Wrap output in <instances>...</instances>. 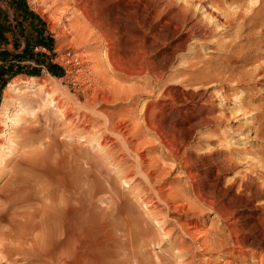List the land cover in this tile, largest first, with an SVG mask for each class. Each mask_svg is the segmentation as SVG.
I'll list each match as a JSON object with an SVG mask.
<instances>
[{
	"label": "rangeland",
	"instance_id": "rangeland-1",
	"mask_svg": "<svg viewBox=\"0 0 264 264\" xmlns=\"http://www.w3.org/2000/svg\"><path fill=\"white\" fill-rule=\"evenodd\" d=\"M182 1L24 0L47 27L51 36L50 52L35 45L32 52L39 57L38 64L17 63L22 54L13 58V62L0 64L3 70L0 75V201L14 192H22L29 199L27 203L38 204L34 192L48 191L57 192V196L52 195L55 198L52 201L57 203L59 192H66L71 207H81L82 217L94 223L95 255L102 264H136L130 260L125 263L126 257L122 254L126 240L118 229L127 221L136 222L146 231L147 245L142 243L137 255L142 263L199 264L190 259V253H177L178 245L187 238L175 230L174 219L178 217L175 212L165 214L166 210L162 209L151 214L153 206L145 204L148 192L141 190V178L135 176L128 180L136 160L119 150L121 143L112 136L111 126L120 133L127 130L124 129L127 125L133 131L142 130L143 137L150 142L139 149L145 158L163 156L159 145L162 141L176 149L180 158L192 160L194 164L189 167L194 168L192 173L204 191L203 198L215 204L214 210L203 207L202 215H198L205 221L204 231L212 233L219 227L213 213L218 210L225 218L224 225L229 223L232 227L231 236L245 249L264 252V187L260 182L264 178V162L260 160L264 155V129L251 125L250 119L235 123L233 118L234 126L218 125L214 120L223 108L230 112L235 95L247 90L244 82L237 85L226 77L245 71L243 60L249 48H244L251 41L246 37L247 31L229 27L215 32L216 35L202 30L204 37L198 34L193 43L194 39L187 35L188 22L183 24L177 16ZM253 1L248 2V7ZM216 3L225 9L230 1ZM198 11L196 17L199 15L205 20L201 10ZM0 40L3 39L0 37ZM222 41L224 45L220 44ZM263 41L257 43H261L258 46L261 50H264ZM74 58L75 62H81L80 66L84 65L75 80L69 75V63ZM48 66L61 76H52ZM198 66L212 73L209 81L201 79L200 83H192L191 71ZM152 73L162 76L159 83L153 82ZM262 76L259 82L254 80L247 85L249 97L255 99L254 107L264 102ZM43 81L54 87L55 107L59 112L45 102L39 88ZM94 96L98 102L89 108ZM20 107L23 109L18 112ZM7 113H12L15 121L11 126ZM108 116L112 123H107ZM228 129L237 133L232 136ZM146 131L154 135H146ZM228 154L236 165L224 162ZM223 162L228 165L225 171ZM165 164L169 173L164 177V189L180 190L187 182L185 175L176 164ZM237 173L246 176L243 183L240 179L236 184L233 182ZM231 183L234 184L231 186ZM19 207L13 209L20 212ZM9 212L0 214V225H7ZM82 229L85 230L84 225ZM29 243L30 239L22 248H16V244L15 247L0 240L3 246L0 264H52L51 260L27 255ZM252 263L258 264L257 259Z\"/></svg>",
	"mask_w": 264,
	"mask_h": 264
},
{
	"label": "bare ground",
	"instance_id": "bare-ground-1",
	"mask_svg": "<svg viewBox=\"0 0 264 264\" xmlns=\"http://www.w3.org/2000/svg\"><path fill=\"white\" fill-rule=\"evenodd\" d=\"M216 1L215 0H206V1L183 0L181 3L182 5L179 6L180 8L176 4V7L179 8L177 16L178 18H180L183 24L188 22L187 24L189 25V28L187 29V35L191 40L194 39L193 43L196 42L195 39L197 38V35L202 34L201 32L202 30H204L203 32L209 31V33L213 32L214 34L215 32L219 30H223L224 28L229 29V27L231 28L233 27L234 30L247 31L248 33H246V37H249L248 40L250 39L251 41L250 44L247 43L248 45L244 43L245 45L248 46L244 49L249 48L248 53L244 55L246 59L243 60L244 62L242 68L246 67L245 71L239 70L240 71L239 74L234 73L235 75L231 74L229 77H226L232 80L233 82L235 81L234 84L237 85L244 82L243 85L247 88V90L243 91L240 94L238 93L239 96L235 95V99L233 100L232 104L230 103L231 104L230 108L232 106L230 112H227L229 110H225L223 108L222 109L223 112L221 111L222 113H219L221 115L219 117L217 115V118L214 120H216L218 125L223 124V125L232 126L234 123L231 121V119L233 118L236 120L235 121L233 119L235 123L239 122L240 119H245V120L250 119L251 125L256 124L257 128L264 129V102H261L259 105H257V107H254L255 99L254 97L253 98L249 97L248 90L250 88L247 87V85H250L254 80L256 81L261 80L263 78L262 75H264V50H261L262 49L260 48L261 46L258 47L261 43L259 45L257 44L259 41L262 42L264 40V0H254L252 3L253 6L251 5L250 7H248L247 4L252 0H229L230 3L228 5L226 3L228 7H225V9L222 6L218 5ZM246 8L248 9V11H245ZM197 10L199 11L201 10L200 15H202V17L205 18V20L200 18L199 15L198 17L200 19H197L198 18L196 17ZM192 20L194 21V23ZM256 30L257 33H255ZM251 31L252 32L254 31L255 36L252 35ZM204 35L205 33L202 34L203 37ZM237 36H239V34ZM255 39H258V42L257 40L256 42H254L253 40ZM223 43L225 42L222 41V43L220 44L222 45ZM232 45L234 46V43ZM263 45H264V41H263ZM227 47H229V42L227 43ZM231 49L233 50V47ZM239 49L242 50L241 47ZM233 52L235 53V51ZM241 52L243 53V51H240V53ZM245 52L247 51H244V53ZM236 54L239 56L241 55L239 53ZM58 60L60 61V59ZM75 60L76 58H74V60L70 62L71 64L69 63L70 65L69 75L74 80L77 78V75L81 72L82 67L84 66V65L80 66L81 62L80 63L75 62ZM98 66L96 65V68H98ZM199 67L200 66L196 67L194 70L191 71L192 72L191 76L193 74L192 83L194 84L200 83L199 81L201 79L202 80L206 79V81H209L212 76V73L209 70L208 72H204L203 70L204 67L202 68ZM261 73L262 75L260 76ZM215 74L217 75L218 73ZM224 74L225 73L223 72V75ZM152 76L154 83L157 82L159 83V81H161L162 76L160 74L152 73ZM49 84L51 85L50 82ZM49 84L48 82L43 81L42 84L39 85V88L41 89V91H43V94L45 96V102L49 106L52 105V107L56 108L55 106L57 105V99L53 95L54 87L50 86ZM96 97L97 96L92 97V100L89 99L90 100L88 105L89 108H93L95 102L97 101ZM103 99L104 98H101V100ZM22 109L23 107H20L18 112H21ZM56 109L58 110L59 108ZM59 111L60 110H58V112ZM109 117L110 116L105 118L107 123L111 122L110 121L111 117L110 118ZM7 121L9 122L10 126L15 123L12 113H7ZM128 126L129 125L125 127L123 126L124 129L127 130L122 133H120V131L116 132L114 127L111 126L112 136H114L115 139L121 143V147H120L121 149L119 150L123 151L122 153H124L126 157H132L136 160V163H134L135 165L132 164L134 165L135 170H133L134 171L133 173L131 171V174L127 178L128 180L134 178L135 176L141 178L139 186H141V190H143V192L146 193L148 192L146 196L147 197L146 203L145 202L144 203L148 204L151 207L153 206L152 209L150 210V213L152 212L154 214L155 213L157 214L160 213L161 210L163 209L166 210L165 214L167 212H175V214L178 216L177 218L174 219L175 230L181 235V237L183 238L186 237L187 239L182 240V242L178 245L177 253L179 255L190 253L191 254L190 259H192L193 262L197 261V263L199 264H238V263L253 264L252 261L256 259L258 261V264H264V256L262 255L264 252L260 254L255 249H249V250L245 249L237 238L231 236L232 227L230 228L228 226L229 223H227V225H224L225 218L223 217V215H221V213L218 210H215V212L213 213L215 214V218L217 220L216 222L219 227L217 228L215 227L212 233L204 231L205 227L203 223H205V221L203 219L198 218V215L200 214L202 215L201 208L203 207H209L211 210H214L215 204L213 205V201L208 202L206 199L203 198V194L201 192L204 191L200 189L199 181L196 180V176L194 175V173H192L194 168L192 169V167L191 168L189 167L191 164H194L193 161L187 157L186 159H184L185 157H182L185 156L184 153L181 156L182 158H180L178 156L176 149H171L170 145H167L165 142L162 141L159 142V145L161 149L164 151L163 156L161 155V157L159 158L158 157L145 158L144 157L145 155L139 153V149L144 147L145 145H148L150 142L146 140V136L143 137L142 130L133 131L134 129L132 128L131 130V128ZM228 130L230 131V129ZM230 133L232 136H234L233 134L237 132L230 131ZM147 134L152 135L153 133L146 131V135ZM105 138L106 141H108L107 137ZM158 140L161 139L158 137ZM110 141L112 142V140ZM113 141L114 143H116L115 140ZM224 157L226 158L224 159V162L228 163L229 166L235 164V162L231 158L232 157L231 154L225 155ZM260 160L264 162V155L261 156ZM165 162H170L174 165L176 164L177 166L180 167V170H182V173L185 175L186 178L185 180H187V182H185L184 186L180 190H173L168 188L164 189L165 187H163V183L164 180L167 178L166 176L169 173V167H167ZM224 162L221 164H223L224 166L223 170L225 171V168L228 165L225 164ZM247 164L248 163H246V165ZM254 164H256V161ZM187 167H189L190 169L189 171H187L188 170L186 169ZM259 167L261 166L259 165ZM237 174H238L237 177H235L236 175L234 176L237 179L233 180V182H235L236 184L240 179V182L243 183V181H245L243 179L246 176H242L241 175L242 173H237ZM164 177L166 178L164 179ZM12 178L13 177H11L10 179ZM260 182H262L261 183L262 187H264V178ZM233 184L234 183H231L230 185L232 186ZM238 186H242V184ZM44 190L45 188L43 189V191ZM164 192H168V193L165 194ZM56 193L57 192H48V191L34 192L33 195L35 199L39 202L38 204L27 203L29 199L25 197V194L22 192H14L11 195L5 196L0 201V214L3 212L5 213L9 212L17 205L21 207L18 208L20 212L15 211L14 209L13 212L12 211L9 212L10 219L7 225H0V238H1L0 240L7 241L10 244H14V246L16 244L17 246V247L15 246L16 248H22L25 244H27V241L30 239V243L28 245V249L26 250V254L29 256H33L35 257V259L37 258L38 260H51L52 264H102L99 260V256L95 255L97 250L95 251L96 245L94 244V242L97 231L93 226L94 223L92 224L90 220L86 221L82 217L83 211L82 212L80 211L81 207H75V206H73V208L71 207L66 192H59L60 193L59 201L57 203L54 201L55 202L54 203L52 201L55 199L53 198L54 196L53 194L56 195ZM49 198H53V199L50 200ZM158 206H161V208L158 209ZM91 221L93 220L91 219ZM156 223L159 224V222ZM82 225L85 226V230L82 229ZM220 226L222 227L220 228ZM118 230L119 232L122 230V237L126 240V242L124 241L123 243L124 249L122 251L123 252L122 254L125 255L126 257L125 259L126 262L125 261L124 262L128 263L129 262L128 260H130L135 262L136 264H144L137 259V255H139L138 252L141 249L140 245L143 243L146 246L148 242L145 239L146 231L144 230V228L140 227L136 222L133 223L127 221L126 223H124L123 227L121 225V229L119 228ZM102 231L104 232V230ZM201 233L202 235L197 238L196 236ZM2 247L3 246L0 245V249ZM199 256H203L204 259L203 260L200 259Z\"/></svg>",
	"mask_w": 264,
	"mask_h": 264
},
{
	"label": "crops",
	"instance_id": "crops-1",
	"mask_svg": "<svg viewBox=\"0 0 264 264\" xmlns=\"http://www.w3.org/2000/svg\"><path fill=\"white\" fill-rule=\"evenodd\" d=\"M0 37L3 39L2 42L0 40L1 65L8 60L13 62V58H18L21 54L18 59L20 62L17 63L38 64V58L32 52L35 45L50 52L51 36L47 27L24 0H0ZM2 71L0 67V75Z\"/></svg>",
	"mask_w": 264,
	"mask_h": 264
},
{
	"label": "trees",
	"instance_id": "trees-1",
	"mask_svg": "<svg viewBox=\"0 0 264 264\" xmlns=\"http://www.w3.org/2000/svg\"><path fill=\"white\" fill-rule=\"evenodd\" d=\"M36 58H39V57H36ZM48 72L52 75V76H56V77H60L61 76V74H59L58 72H56L55 70H54V68H52V67H49L48 66ZM4 85V83L2 84V86Z\"/></svg>",
	"mask_w": 264,
	"mask_h": 264
}]
</instances>
